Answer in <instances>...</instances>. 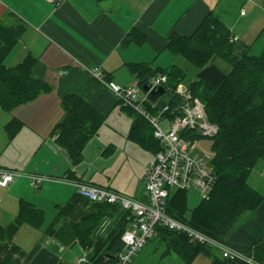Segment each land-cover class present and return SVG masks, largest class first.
I'll list each match as a JSON object with an SVG mask.
<instances>
[{
    "label": "crops",
    "instance_id": "0c3cea01",
    "mask_svg": "<svg viewBox=\"0 0 264 264\" xmlns=\"http://www.w3.org/2000/svg\"><path fill=\"white\" fill-rule=\"evenodd\" d=\"M222 1L110 0L98 4L95 0H63L57 5L53 0H0V64L12 67L33 56L37 60L33 77L50 86L49 92L12 112L0 107V171L20 175L8 187L0 184V228L17 218L21 200L45 216L40 229L23 225L13 239H2L0 264H79L84 256L90 260L92 251L74 233L75 226L92 215L90 206L80 203L54 234L47 233L59 209L77 196V183L145 200V177L155 154L133 138L135 116L88 69L100 67L107 81L128 87L139 83L131 64L160 70L181 68L167 50L168 38L192 36L211 11L244 41L222 17L221 11L226 13ZM256 24L244 39L257 35ZM143 36L146 43L140 45ZM72 94L105 117L78 165L53 134L63 119L62 100ZM4 112L10 116H3ZM14 118L23 125L10 140L6 126ZM32 176L44 178L38 190L31 185ZM126 216L118 210L104 217L91 241L107 239Z\"/></svg>",
    "mask_w": 264,
    "mask_h": 264
},
{
    "label": "trees",
    "instance_id": "16d2710c",
    "mask_svg": "<svg viewBox=\"0 0 264 264\" xmlns=\"http://www.w3.org/2000/svg\"><path fill=\"white\" fill-rule=\"evenodd\" d=\"M95 1L104 4L110 0ZM260 1L264 9V0ZM235 37L231 29L211 11L192 36L173 34L167 40V50L171 54L183 57L199 70L189 86L193 96L205 105L209 122L219 128L216 136L208 138L212 140L213 152L210 164L217 178L209 198L202 199L200 206L189 214L188 192L176 191L168 202L167 213L230 249L252 256L264 264V196L249 185L251 173L259 161L264 160V49L261 55H251V45L242 40L234 41ZM125 42H130V39L127 37ZM138 43H146V37L143 36ZM217 58L230 65V73H224L215 65ZM36 63L33 56H28L16 66L0 64L1 109L12 112L49 92L47 83L33 77ZM130 69L137 76L142 90L151 78L167 76L164 88L168 101L163 99L164 95L148 94L146 107L152 113H156L151 109L152 103H158L159 108L166 105L174 107L180 103L175 90L186 81L184 70L177 66L167 70L153 69L146 64H131ZM61 104L63 119L53 134L58 135V144L68 152L73 164L78 165L83 160L85 146L98 135L105 117L79 95H67ZM123 109L135 116L133 138L154 154L159 152L161 147L154 138L150 123L132 109L124 106ZM22 125L16 118L8 123L6 130L10 140ZM80 203L90 206L92 211L91 216L74 228L82 246L92 251L87 264H116V257L124 248L122 235L128 228L127 216L107 239L99 238L95 243L91 241V245L87 242L104 217L117 213V205L92 203L77 194L59 209L47 233L54 234L56 227ZM244 217L246 220L240 222ZM44 222L43 211L21 200L17 218L0 228V243L2 239H13L23 225L40 229ZM156 238L166 244L167 254L175 253L185 264H193L201 255L208 258L210 264H247L225 259L214 248L194 243L183 233L159 227Z\"/></svg>",
    "mask_w": 264,
    "mask_h": 264
},
{
    "label": "built area",
    "instance_id": "2783aa9c",
    "mask_svg": "<svg viewBox=\"0 0 264 264\" xmlns=\"http://www.w3.org/2000/svg\"><path fill=\"white\" fill-rule=\"evenodd\" d=\"M53 2L58 5L63 0ZM241 15L245 16L246 11L241 10ZM238 40V37L234 38V41ZM88 73L124 107L132 109L150 123L154 138L161 147L147 170L143 201L125 197L109 189L85 183L76 184L81 197L92 203L117 205L119 210L126 213L129 224L122 235L124 248L116 257V264H132L133 259L156 238L159 227L186 234L190 241L214 248L225 259L260 264L252 256L230 249L224 243L167 213L168 202L176 191L194 190L202 199H208L217 182L212 165L201 155L197 146L199 137L212 138L217 135L219 128L209 122L205 105L193 96L190 86L185 83L177 86L175 95L180 99L179 104L159 108L158 103H152L151 109L156 111L152 113L146 107L149 93L143 92L138 83L122 87L109 82L104 78L100 67L89 68ZM167 81L166 75H158L151 78L147 85L152 91L164 88ZM0 174V184L3 187H8L20 176L8 170L0 171ZM43 181L41 176H32L31 185L38 190ZM78 263H88L87 257L80 258Z\"/></svg>",
    "mask_w": 264,
    "mask_h": 264
},
{
    "label": "rangeland",
    "instance_id": "374dc122",
    "mask_svg": "<svg viewBox=\"0 0 264 264\" xmlns=\"http://www.w3.org/2000/svg\"><path fill=\"white\" fill-rule=\"evenodd\" d=\"M222 17L227 21L230 27L241 36V38L251 45V55H261L264 49V9L262 2H251L249 0H224ZM241 10H245L247 17L241 15ZM253 22L257 23L255 29H259L257 35L253 38L244 39V35H250L249 29H252ZM258 27V28H257ZM253 31V30H252ZM174 64L179 65L187 74L185 84L192 83L199 72L183 57H175ZM215 65L219 67L224 73H230L231 67L224 60L215 59ZM163 99L168 101L169 96L164 95ZM3 116H10L9 113H1ZM198 151L207 159L208 162L213 159L212 140L208 138H200L198 140ZM249 185L264 196V160L259 161L251 176L249 178ZM201 195L194 190L187 193V207L188 213L192 214L202 203ZM246 217L242 218L240 222H244ZM167 246L161 243L158 239H152L146 247L133 259L132 264H185L183 260L175 253L166 254ZM89 254L88 251H86ZM193 264H210V260L205 256H199Z\"/></svg>",
    "mask_w": 264,
    "mask_h": 264
},
{
    "label": "water",
    "instance_id": "95a60500",
    "mask_svg": "<svg viewBox=\"0 0 264 264\" xmlns=\"http://www.w3.org/2000/svg\"><path fill=\"white\" fill-rule=\"evenodd\" d=\"M143 91L146 92V93L150 92L151 95H159V96H163L166 93L165 88H162V87L157 89V90L154 89V90L150 91V88H149L148 85L143 86ZM87 245H91V240H89L87 242Z\"/></svg>",
    "mask_w": 264,
    "mask_h": 264
},
{
    "label": "bare ground",
    "instance_id": "6f19581e",
    "mask_svg": "<svg viewBox=\"0 0 264 264\" xmlns=\"http://www.w3.org/2000/svg\"><path fill=\"white\" fill-rule=\"evenodd\" d=\"M150 93V92H149Z\"/></svg>",
    "mask_w": 264,
    "mask_h": 264
}]
</instances>
